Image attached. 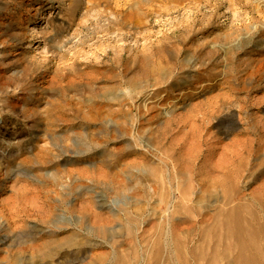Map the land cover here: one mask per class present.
<instances>
[{
    "label": "rangeland",
    "instance_id": "1",
    "mask_svg": "<svg viewBox=\"0 0 264 264\" xmlns=\"http://www.w3.org/2000/svg\"><path fill=\"white\" fill-rule=\"evenodd\" d=\"M0 264H264V0H0Z\"/></svg>",
    "mask_w": 264,
    "mask_h": 264
}]
</instances>
